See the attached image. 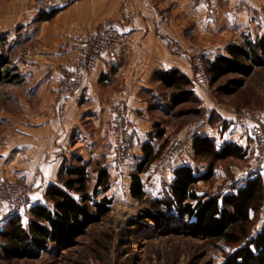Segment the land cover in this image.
<instances>
[{
  "label": "crops",
  "instance_id": "crops-1",
  "mask_svg": "<svg viewBox=\"0 0 264 264\" xmlns=\"http://www.w3.org/2000/svg\"><path fill=\"white\" fill-rule=\"evenodd\" d=\"M31 6L32 0H0V54L16 67L17 86L23 92L15 95L16 113L0 114V180L26 185L29 208L45 205L47 187L58 182L63 163L72 156L90 164L102 158L111 175V108L121 100L133 127L131 160L136 150L140 154L154 124L147 99L152 106L169 107V96L165 102L159 90L171 89L155 78L160 71L175 70L187 77L191 81L187 90L200 108L209 110L194 136L208 137L217 145L236 143L246 150V158L254 154L250 124H235V111L212 102L207 89L196 82L189 58L199 51L205 63L212 62L228 56L230 43L240 45L245 38L254 41L264 35L259 13L264 0H69L55 1L39 14ZM159 15L166 16L167 23L160 25ZM104 28L123 35L125 43L114 55L99 59L83 84L81 106L67 101L61 121L55 114L54 94L76 59L75 52L63 54L61 47L70 37ZM172 44L183 53H173ZM257 114L264 123V110ZM88 125L90 133L85 130ZM259 174L264 182V170ZM166 178L172 179L170 171ZM0 211L1 227L7 214L2 205Z\"/></svg>",
  "mask_w": 264,
  "mask_h": 264
},
{
  "label": "trees",
  "instance_id": "trees-1",
  "mask_svg": "<svg viewBox=\"0 0 264 264\" xmlns=\"http://www.w3.org/2000/svg\"><path fill=\"white\" fill-rule=\"evenodd\" d=\"M226 53L228 56L205 63L211 85L226 75L248 77L254 68L264 67V35L254 41L245 38L240 45L230 43ZM16 71L7 57L0 54V85L18 79ZM155 78L164 88L172 90L171 110L186 102H198L194 93L187 90L191 81L177 71L156 72ZM164 134L162 125L154 123L148 141L141 147L142 155L129 175L128 192L132 199L145 197L140 176L153 164L158 168L156 162L163 147L156 141ZM189 141L191 152L187 160L168 169L172 179L167 180L163 198L152 200L139 219L151 224L153 232L159 234L180 228L188 236L199 234L206 240L236 245L225 264H264V228L254 238H248L247 228L264 204V182L259 172L249 174L243 186H233L228 194L200 195L194 189L196 184L215 176V163L226 159L242 161L246 150L232 142L217 145L214 140L198 135ZM197 161L206 163L203 171L194 167L193 162ZM103 162L101 158L90 164L72 156L63 163L58 182L47 187L45 205H35L20 215L6 212L0 227V259L36 260L51 249L70 246L88 226L98 223L112 204L107 196L110 176ZM130 225L134 228L126 233L132 237L146 227L138 221ZM247 238L248 242L244 243Z\"/></svg>",
  "mask_w": 264,
  "mask_h": 264
},
{
  "label": "rangeland",
  "instance_id": "rangeland-1",
  "mask_svg": "<svg viewBox=\"0 0 264 264\" xmlns=\"http://www.w3.org/2000/svg\"><path fill=\"white\" fill-rule=\"evenodd\" d=\"M2 47L5 49V45ZM8 55L12 56L13 53ZM18 79L0 85V114L2 115L16 113L18 109L14 102L15 95L23 94L20 86H17L20 82ZM159 92L166 102V97L172 90L161 88ZM205 93L219 109L235 112L247 109L257 114V111L264 110V67L254 68L248 77L230 74L212 85L209 82ZM151 104L147 99L153 123H160L165 130L164 137L156 141V144H162L163 153L175 141H189L196 129L205 122L203 120L206 119V114H209V110L200 108L199 102H186L172 110L168 106L162 105L157 108ZM212 116L214 115L210 113L209 118L211 119ZM64 118L65 111L64 117H60L61 121ZM89 129H91L89 125L85 127L87 132ZM131 144L132 142L130 147ZM135 154L119 173L111 171L110 190L107 193L108 198L112 200L109 212L98 223L88 226L84 234L74 239L70 246L59 250L51 249L41 254L36 260L4 261L0 259V264H225L236 245L206 240L199 234L188 236L180 228L159 234L153 232L151 224L139 219L142 212L150 208L149 203L152 200L163 198L165 187H161L158 168L151 166L140 176L144 183L145 197L142 200L130 197L129 175L138 162L136 159L142 155L138 150ZM255 156L254 150L250 158H244L242 161L226 159L215 163V176L208 182L196 184L194 189L200 195L216 196L231 193L232 187L243 185L249 174L264 170V168L256 167ZM193 165L201 171L206 168L205 162L197 161L193 162ZM134 221L146 227H142V230L132 237L126 232L134 228L130 225ZM247 228L248 238H254L264 228V204L257 214L252 216ZM248 238L244 243L248 242Z\"/></svg>",
  "mask_w": 264,
  "mask_h": 264
},
{
  "label": "built area",
  "instance_id": "built-area-1",
  "mask_svg": "<svg viewBox=\"0 0 264 264\" xmlns=\"http://www.w3.org/2000/svg\"><path fill=\"white\" fill-rule=\"evenodd\" d=\"M55 1L68 2L69 0H32L31 11L39 14L50 8ZM202 1V0H196ZM264 18V7L259 11ZM158 23L165 24L168 18L157 16ZM125 43L123 35L111 28H104L98 32L88 33L82 37H70L62 45L61 52L76 53L75 63L70 71H67L60 79L54 94L55 114L59 118L64 117L66 102L75 105L82 103V89L85 79L91 76L97 62L102 56H112L119 47ZM173 53L181 55L183 52L177 44H172ZM27 56V51L24 53ZM189 65L194 73L196 82L207 89L209 76L206 72L202 54L197 51L189 58ZM112 123L111 134V165L113 171L119 173L123 166L131 161L132 151L130 143L133 140V127L128 119L124 101H119L111 108ZM235 124L249 123L255 144L256 167L264 168V123L258 114L247 109H240L234 113ZM190 141H175L169 145L159 158L158 177L161 187H165L166 170L175 163L183 164L190 155ZM0 205L4 211L11 214H22L30 205L29 188L17 181H0ZM1 215V211H0Z\"/></svg>",
  "mask_w": 264,
  "mask_h": 264
}]
</instances>
